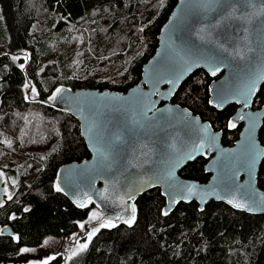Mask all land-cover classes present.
Instances as JSON below:
<instances>
[{
	"label": "trees",
	"instance_id": "obj_1",
	"mask_svg": "<svg viewBox=\"0 0 264 264\" xmlns=\"http://www.w3.org/2000/svg\"><path fill=\"white\" fill-rule=\"evenodd\" d=\"M176 2L0 0V171L7 176L12 197L0 207V264H29L17 260L20 249L79 235V224L86 223L96 208L88 203L78 209L56 191L59 168L89 157L78 121L30 98L49 99L61 87L127 92L140 81L142 67L154 54L157 35ZM69 25L81 40L74 74L69 67H60L58 48ZM26 76L36 95L32 89L27 95ZM211 81L204 71H195L172 103L209 122L222 132V144L230 147L240 132V127H228L237 107L212 108ZM262 105L264 85L253 109ZM259 141L264 148V122ZM206 163L200 157L179 174L206 183ZM258 187L264 190V158ZM164 206L159 189L144 193L135 202L132 226L103 228L86 250L70 259L55 256L49 264H264L262 216L214 202L203 211L195 202L179 203L165 216ZM7 229L10 235H4ZM17 236L19 241L13 239Z\"/></svg>",
	"mask_w": 264,
	"mask_h": 264
},
{
	"label": "water",
	"instance_id": "obj_2",
	"mask_svg": "<svg viewBox=\"0 0 264 264\" xmlns=\"http://www.w3.org/2000/svg\"><path fill=\"white\" fill-rule=\"evenodd\" d=\"M262 10L264 0H221L220 4L177 0L157 35L154 54L142 67L140 81L127 92L61 87L56 101L30 98L79 123L89 157L63 165L56 175V185L70 204L82 209L78 202L92 203L103 219H111L116 226L128 225L123 221L131 216L137 199L159 189L165 199L162 212L168 214L179 203L195 202L203 211L214 202L264 219V190L258 187L264 158L259 141L264 105L253 109L264 85V78H259L264 72ZM229 14L241 18H225ZM237 48L243 59L235 55ZM217 66L220 70L213 76L211 69ZM198 70L212 79L208 86L212 108L237 107L230 119L240 127L233 146H224L222 132L209 122L172 103L180 86ZM252 79L256 88L245 107L237 100L243 101ZM26 85L30 95L32 84L27 76ZM199 141L204 148L188 158ZM252 156L257 159L249 169ZM200 157L207 160L208 181L183 179L180 171ZM3 190L0 179V207L5 203ZM236 203L247 207H234ZM87 228L78 235L80 240L86 239Z\"/></svg>",
	"mask_w": 264,
	"mask_h": 264
},
{
	"label": "rangeland",
	"instance_id": "obj_3",
	"mask_svg": "<svg viewBox=\"0 0 264 264\" xmlns=\"http://www.w3.org/2000/svg\"><path fill=\"white\" fill-rule=\"evenodd\" d=\"M50 33V32H46ZM68 37V38H67ZM64 40V42H63ZM80 37L76 33V28L72 25L68 26V31L64 35V37L60 40V43L58 44L59 53L61 54V61L62 64H60V67L62 68L64 65L71 70L70 74H74L77 67L80 64ZM63 42V44H62ZM51 45H56L55 42H50ZM32 89V87H31ZM0 173H3V176L0 177L1 180L4 181V188L8 189V192L5 193V199H9L8 195L10 193V186L5 183V180L8 182L7 176L4 172L0 171ZM11 183H13L11 181ZM92 212H96L99 217L102 218L101 213L97 208H95ZM100 223V220H95L92 222H86L85 225H88V232L91 231L92 228L98 227ZM79 234H83L84 230L79 229ZM74 238V237H73ZM73 238H57L53 240H48L47 244H44L40 248L36 249H29L28 252L22 253L18 255L17 260L24 263L29 264H42L44 260H51L53 257H64L67 259L69 256H71L72 251L76 250V253L79 252L78 244L88 243L87 239L83 242V240H80L79 236H75L76 239Z\"/></svg>",
	"mask_w": 264,
	"mask_h": 264
},
{
	"label": "snow or ice",
	"instance_id": "obj_4",
	"mask_svg": "<svg viewBox=\"0 0 264 264\" xmlns=\"http://www.w3.org/2000/svg\"><path fill=\"white\" fill-rule=\"evenodd\" d=\"M203 2L206 3V4H220V3H221V0H203ZM182 3H183V0H182ZM262 11H264V10H262ZM222 15H223V14H222ZM225 18H227V19H232V18L240 19L241 17H232V16L229 14V15H227ZM223 50H224V52H227V51H228L227 48H224ZM249 50H250V49H249ZM235 55L240 56L241 59L244 58V54L242 53V50H240L239 48H237V49L235 50ZM12 59H13V60H16L17 57L13 56ZM20 67L23 69V65H21ZM219 70H220L219 66H217V67H213V68L211 69V74H212L213 76H215L216 73H217ZM259 78H264V72H261ZM168 83H169V84H173L174 81L169 80ZM26 87H27V85H26ZM255 88H256V79H252L251 83H250L249 86L247 87V92H246V93H243V97H244V98H243V101L237 100V102H238V103L243 102L244 106H245V107H248V106H249V103H250V96L253 94ZM60 92H61V89L57 88V89H56V92H55L54 94H52V95L50 96L49 99H50L51 101H56L57 96L60 94ZM32 94H33V95H36V94H37V93H36V89H35V87L32 88ZM149 110H151V109H149ZM240 118L243 119L244 117L241 116ZM228 127H229V128H235V127H236V124L233 123L232 121H229V123H228ZM205 131L207 132V130H205ZM203 148H204V143H203V141H199V142H197L196 146L194 147L193 152H190V153H189L188 158H194V154H195L196 152H199V151H200L201 149H203ZM256 159H257L256 156H252V158L249 160V162H248V167H249V169H251L252 167H254L255 162H256ZM2 176H3V173H0V177H2ZM13 183H15V182H13ZM61 190H62V189H61L60 185L57 184V185H56V191L59 192V191H61ZM3 191H4L5 193H7V192H8V189H7V188H4ZM189 192H191V189H189ZM8 198H9V199L12 198L10 194L8 195ZM230 203H231V201H230ZM77 206L82 208V207H85L86 204H85V203H79V202H78V203H77ZM234 207H237V208H245V207H247V205L242 204V203H236V204H234ZM25 210L27 211V209H25ZM131 213H132L131 216H130L128 219H126V220L123 221L124 223L128 224L129 226H132V224L134 223V221H135V219H136V215H135V214H136V208H135L134 205L131 207ZM163 214H164L165 216H167V215H168V211H164ZM13 218H14V217H13ZM116 219L119 220L120 217H116ZM95 220H100V223H99L98 227L92 228L91 231H89V232L87 233V235H86V239H87V241H89V242L93 239V237H94L97 233L100 232L101 229H103V228H114V227H116V224L113 223L111 219H103V218L99 217L98 214H97L96 212H92V213L89 215V217H88V222H92V221H95ZM79 227L81 228V230H84V229H85V224H84V223H80V224H79ZM13 239L19 241L20 238L17 236V237H13ZM73 239H76V238L74 237ZM44 243L47 244L48 241H45ZM88 247H89V244H88V243L78 244V249H77V250L80 251V252H83V251L86 250ZM20 251H21L22 253H26V252L29 251V249H28V248H22V249H20ZM71 255H73V256L76 255V250L72 251ZM53 258H54V257H53ZM68 258L70 259L71 257H68ZM42 264H49V261H48V260H44V261L42 262Z\"/></svg>",
	"mask_w": 264,
	"mask_h": 264
}]
</instances>
